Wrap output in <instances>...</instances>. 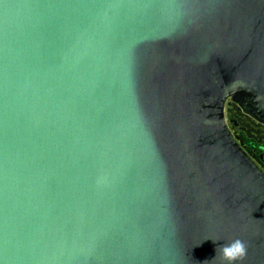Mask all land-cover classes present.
I'll return each instance as SVG.
<instances>
[{
  "label": "water",
  "instance_id": "water-1",
  "mask_svg": "<svg viewBox=\"0 0 264 264\" xmlns=\"http://www.w3.org/2000/svg\"><path fill=\"white\" fill-rule=\"evenodd\" d=\"M264 0H0V264H264Z\"/></svg>",
  "mask_w": 264,
  "mask_h": 264
},
{
  "label": "rangeland",
  "instance_id": "rangeland-1",
  "mask_svg": "<svg viewBox=\"0 0 264 264\" xmlns=\"http://www.w3.org/2000/svg\"><path fill=\"white\" fill-rule=\"evenodd\" d=\"M244 106L238 99L230 97L225 105V115L228 126L240 145L250 156L264 169V131L263 126L255 125L253 122L244 120V115L240 114ZM246 123L251 125L249 128ZM249 128V130H248Z\"/></svg>",
  "mask_w": 264,
  "mask_h": 264
},
{
  "label": "clouds",
  "instance_id": "clouds-1",
  "mask_svg": "<svg viewBox=\"0 0 264 264\" xmlns=\"http://www.w3.org/2000/svg\"><path fill=\"white\" fill-rule=\"evenodd\" d=\"M219 252L221 259L226 264H237L246 255V245L240 239H236L228 244L221 245Z\"/></svg>",
  "mask_w": 264,
  "mask_h": 264
},
{
  "label": "flooded vegetation",
  "instance_id": "flooded-vegetation-1",
  "mask_svg": "<svg viewBox=\"0 0 264 264\" xmlns=\"http://www.w3.org/2000/svg\"><path fill=\"white\" fill-rule=\"evenodd\" d=\"M239 102L244 106V108L242 109L243 111L240 113L242 115H244L245 117H243L244 120H249L250 123L252 122L251 119L253 121H256V122H261L259 121L254 115H252L250 113V110H253L252 107L244 100V98H240L239 99ZM246 125L252 129L251 125H249L248 123H246ZM264 127V126H263ZM248 128V130H249ZM259 131H264V128L263 129H258ZM252 157V156H251ZM253 158V157H252ZM254 159V158H253Z\"/></svg>",
  "mask_w": 264,
  "mask_h": 264
}]
</instances>
